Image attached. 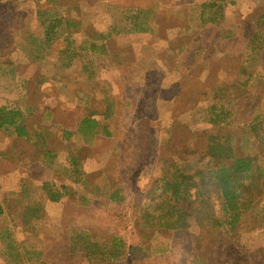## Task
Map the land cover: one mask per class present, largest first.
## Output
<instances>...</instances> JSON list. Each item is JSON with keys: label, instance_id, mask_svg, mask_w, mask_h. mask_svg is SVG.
<instances>
[{"label": "rangeland", "instance_id": "obj_1", "mask_svg": "<svg viewBox=\"0 0 264 264\" xmlns=\"http://www.w3.org/2000/svg\"><path fill=\"white\" fill-rule=\"evenodd\" d=\"M0 10V34H5L7 44L3 54L23 67V63H34L37 54L40 64H45V45L30 36L46 33L50 22L56 25L49 34L57 38L67 32L82 34L86 48L94 37L93 43L101 50L93 58L101 98L98 105L96 100L93 104L101 112L109 104L112 107L111 117L104 119L111 131L84 141L94 144L86 158L102 161V167L86 179L91 190L100 185L102 198L86 200L85 206L94 203L92 209L100 212L86 211V225L94 232L72 234L68 255L60 245L65 237L58 225L59 210L52 209L43 229L35 217L18 215L21 207L13 200L16 191L22 197L20 188L35 193L41 185L28 188L34 179L28 178L26 168L14 166L16 161L11 159L0 160V202L6 210L0 215V264H45L40 261L42 253L43 260L52 264H118L126 249L133 264H195L192 251L202 255L206 250L192 242L201 233L192 211L199 202L191 207L176 205L188 215L187 228L162 227L166 221L173 222L177 212V208L176 212L167 210L162 179L174 167L184 174L203 170L210 159V132L234 134L232 141L240 153L256 157L264 170V127L251 126L256 117H264V0H0ZM136 12V20L131 19ZM209 19L214 23H207ZM66 21L73 25L70 30ZM134 24L146 32H132ZM209 35L229 40L227 44L216 41L218 50L228 51L224 57H211L214 49ZM40 73L32 65V80ZM36 86L23 89L11 70L0 71V107H37L33 113L21 111L29 113L23 123L35 133L43 127L53 134L60 131L61 124H71L60 106L56 121L41 118L42 98L50 97L47 93L52 91ZM142 114L150 118L146 144L138 133L137 118ZM214 115L220 116L223 126L210 124ZM60 146L56 136L49 138V148ZM29 147L21 150L26 166L30 159L44 158L34 146ZM140 147H147L146 157L138 152ZM121 161L126 170L120 167ZM54 169L64 176L65 168L51 167L38 169L36 179L49 180ZM122 174L126 184L120 181ZM261 182L255 212L264 217V179ZM113 190L120 191L124 200L110 202L105 191ZM21 200L28 207L32 202ZM66 209L71 211L70 205ZM160 215L163 219L157 218ZM247 220L250 228L230 231L222 226L221 235L243 254L257 251V264H264V232ZM203 234L206 236L205 230Z\"/></svg>", "mask_w": 264, "mask_h": 264}, {"label": "crops", "instance_id": "obj_2", "mask_svg": "<svg viewBox=\"0 0 264 264\" xmlns=\"http://www.w3.org/2000/svg\"><path fill=\"white\" fill-rule=\"evenodd\" d=\"M211 21L212 20L209 19L207 23H210ZM31 36H33V38ZM31 36L30 38L32 40L41 43V45H45V64H40V56L38 54L34 63H28L31 71L32 65L36 66L37 72L41 71V73L38 74V79L32 80L31 74H22L21 69L20 72L15 71L16 66L3 67L0 71L5 72V70H11V72L20 79L23 89L27 90V88L31 87L34 83H36V87H40L42 91L46 88H50L52 93H50V91L47 93L50 97H43L41 101V103L44 102L45 104L42 106V111L40 110L41 118L47 122L48 120L50 122L56 121L58 117L55 115V112L60 106L59 110L62 114L66 115V119L72 120V123L61 124L60 131H53L56 132L53 134H49V132L44 131L43 127L40 131H38V133H35L39 139V141H37L36 148L46 150L49 138L53 136H56L57 142L62 146L52 150L56 153V159L48 157L40 160L30 159V161H28V166H26V163H23V155H21L19 159L15 160L16 164L14 166L26 168L24 171L27 173L28 178L34 179V183H28V188L33 189L34 186L38 185H41V188L39 191H35V193L33 192L34 189L30 190L31 192L29 191L28 193H25L22 192L20 188L19 191L23 194V196L20 197L21 195H17L16 191L13 196V200L21 207L19 208L18 215L22 217H35L37 224L42 226V229L44 228V225L47 224L49 219L48 215L50 216L52 209H58V225L60 232L63 233V236L65 237L64 240L62 239L60 245L61 248L62 246L65 247L64 254L68 255L70 247L69 238H73L72 234L77 233L80 234V236H86L90 231L94 232V228L91 230L89 228L90 226L86 225V222L88 221L85 213L89 210L92 212L95 211L99 214L100 211L98 209H92L94 208V203H92L89 208H86L85 204L86 200H100L102 198V193L99 191L101 189L100 185H94L92 190L89 189L88 186L90 183L86 179L89 178L91 174L94 175L95 172H97L94 171L95 168L102 167V161H96L95 159H89L86 161L83 159L80 162L79 160L71 162L68 158L64 159L62 152L65 151V156H68V152L70 150L73 151V149H85L89 147L90 149L94 148V144L90 145L89 142L84 141L86 139L91 140L92 137H95L101 132L108 134L109 131H111L109 127H106L104 119L111 117L112 107L111 104H109V107L101 112L100 109L96 108L93 104L96 100L98 105V100L101 98V81L97 77L98 73L97 70H95V62L93 60L94 56L101 50L95 43H93L94 37H92V43H90L89 47L86 48V46H84V42H81L82 34L79 33L67 32L64 36H60L58 38L57 36H53L49 33ZM217 40L219 39H214V37L210 38V46L214 49V55L211 57H224L228 51L218 50V44L216 43ZM59 42H61V46H59ZM75 44L79 46H75ZM90 56H92V59H90ZM42 71H44V73ZM86 88H90L92 90L87 91ZM13 106H15V104ZM24 106L27 107H19L20 112H25L26 110L30 111V108H32L29 104H24ZM48 107L50 110H47ZM28 115V113L23 115V119L28 117ZM3 129L4 131H0V160L1 162L6 163L7 157L1 154V152L3 153L8 145L15 150L19 149L21 151L24 150L26 146L29 147L32 140L31 138L18 136L17 131H15L12 127H3ZM25 132L29 137L34 134V131H31V129L27 126ZM75 140L81 142L76 144ZM33 145H35L34 141ZM70 146L73 149H70ZM17 155L18 154H16V158L18 157ZM51 167L65 168L66 171L64 176H62L59 171L54 169L53 177L50 176L49 180L45 179L39 182V180L36 179L40 175L38 169L44 170ZM75 169L76 173L74 172ZM18 175L22 176L21 172H19ZM97 175L100 176V174ZM55 176L58 178L57 181ZM42 187L44 191H42ZM48 188L52 189L51 191H53V193L55 192L56 195H59L56 202H52L50 200L51 195ZM112 192H114V190L110 192L105 191L107 194L106 196L109 197ZM21 199H30L32 202L28 207L21 202ZM31 205H33V207H30ZM67 205H70L71 211L66 209ZM0 206L2 209V213L0 215H3L6 213V210L1 202ZM52 206L57 208H53ZM43 257L42 253L41 262L45 264H52L46 259L43 260Z\"/></svg>", "mask_w": 264, "mask_h": 264}, {"label": "trees", "instance_id": "obj_3", "mask_svg": "<svg viewBox=\"0 0 264 264\" xmlns=\"http://www.w3.org/2000/svg\"><path fill=\"white\" fill-rule=\"evenodd\" d=\"M137 12L135 16L131 17V19L136 20ZM53 22L49 23L50 25H48L46 34L51 32L56 25ZM212 22L214 23L213 20L210 23ZM65 25L67 29L73 27L69 21H66ZM130 30L135 33L146 32V28H141L136 24L132 25ZM0 36H2L0 41V45H2L0 47V69L3 67L16 66L15 71L20 72V69L23 68L24 73H30L31 69L28 62L23 63L26 65L23 67L18 64V61L15 62V59L12 57L10 58L8 54H3L4 47L7 46L4 42L6 38L4 33H1ZM209 36L210 38L214 37L213 35ZM217 38L220 39L221 42L223 40L222 44H227L229 41L221 35H218ZM15 63L17 65H15ZM36 110L37 107L32 106L29 113L36 112ZM23 115L24 114L20 112L18 104L8 108L6 106L0 107V128H14L15 131H17L18 136L31 138V145L35 147L37 152H41L44 158L48 157L56 159V153L52 151L53 149L49 147H47L46 150L36 148L37 141H39L38 136L35 132H33L34 134H32V136H27V133L25 132L26 126H24L23 123L25 120L23 119ZM215 116L216 115L210 120V124L214 127L223 126V121L220 119V116ZM148 119L150 120L149 116L144 114L137 118V120H139L138 126L140 127L138 133L139 135H143L142 144H146V135L149 136V131H147L149 129ZM258 125L264 127V117H256L251 124L253 127L252 129L257 128ZM218 133L219 132H210L207 135V152L210 159L203 170L194 171L193 174H184L182 173L183 170L174 167L171 170V173H167L166 176L163 177L161 187L163 195H168L167 210H175L177 204H186L188 207H191L192 204H197V202H199V205L194 206L192 211L194 210L193 216L201 233L193 236L192 242H194L195 247L203 246L204 250H206L202 255L192 251V257H195V264H199V262H201L200 264H219L218 260L221 264H257V251H252L246 254L241 253L234 244L222 237L220 231L222 226H228L230 231H241V229L249 227V222L247 220L249 219L251 227L261 228V232H264V217L263 215H257L255 212L256 199L262 195L261 181L264 179V170L257 163L256 157L240 153L239 147H237L232 141L234 134L229 132H226L225 134ZM254 133H256V131H254ZM33 141L35 142V145H33ZM69 148L71 149L72 147L70 146ZM89 150L90 148L73 149V151L70 150L68 152V156H65V151H63L62 154L64 159L68 158L71 162H76V160H79L80 162L83 159L87 161L89 159H87L86 156ZM138 152H141L143 156L146 157L147 147H140ZM2 154L7 157V160L11 159L12 161H15L20 158L22 151L19 149L15 150L8 145ZM16 154H18L17 158ZM103 154L105 155L106 151ZM93 155L94 154L92 153V156ZM120 164H122L120 167L123 170L127 169L126 166H123V161H121ZM74 172L76 173V169ZM120 173L122 172L120 171ZM123 175L124 174L119 178L120 181L122 179L126 184L127 177H123ZM57 180L58 178L56 177V181ZM258 183L259 188L257 186ZM51 190L52 189L48 188L51 195L50 200L56 202L59 195H56V193H53ZM203 194L205 196H202ZM108 199L110 202L124 200L120 191L110 193ZM1 213L2 209L0 206V214ZM170 216L173 217L172 214H170ZM187 216L188 215L183 208H177L175 220L173 222L166 221L165 224L161 226L173 230L180 228L185 229L189 226ZM163 217V215H160L157 218L163 219ZM121 218H125L124 215ZM204 230L206 236L203 234ZM128 251L127 249L125 250L124 257L118 264H133V261L131 262V258L127 254ZM258 254L259 256H263L262 251Z\"/></svg>", "mask_w": 264, "mask_h": 264}]
</instances>
